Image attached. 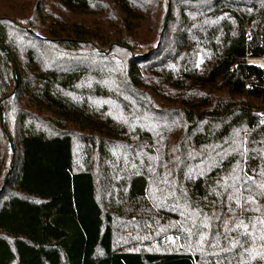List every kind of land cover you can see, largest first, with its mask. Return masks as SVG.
Returning <instances> with one entry per match:
<instances>
[{
	"label": "trees",
	"instance_id": "16d2710c",
	"mask_svg": "<svg viewBox=\"0 0 264 264\" xmlns=\"http://www.w3.org/2000/svg\"><path fill=\"white\" fill-rule=\"evenodd\" d=\"M0 45V264H264V0H0Z\"/></svg>",
	"mask_w": 264,
	"mask_h": 264
},
{
	"label": "water",
	"instance_id": "95a60500",
	"mask_svg": "<svg viewBox=\"0 0 264 264\" xmlns=\"http://www.w3.org/2000/svg\"><path fill=\"white\" fill-rule=\"evenodd\" d=\"M166 25H167V17H166V20H165V23H164V29H165ZM162 35L163 34H161V38H162ZM44 40H46V39H44ZM160 42H161V39L159 40V43ZM0 50L3 53V55L5 56L6 60L8 62H10V57H9L8 53L6 52V50L1 45H0ZM135 57H139V56L136 55ZM14 80H15V83H16L17 80H16L15 75H14ZM15 90H16V87L14 88V90L12 92V95H11L12 98L14 97ZM8 147H9V153L14 154V152H15V146H14L13 141L10 138H8ZM11 171H12V166L9 167L8 173L6 174V176L4 178L3 184H2V186L0 188V193L4 190L6 184L8 183V180H9Z\"/></svg>",
	"mask_w": 264,
	"mask_h": 264
},
{
	"label": "rangeland",
	"instance_id": "374dc122",
	"mask_svg": "<svg viewBox=\"0 0 264 264\" xmlns=\"http://www.w3.org/2000/svg\"><path fill=\"white\" fill-rule=\"evenodd\" d=\"M246 64L256 66L264 70V58L249 57V58H246ZM127 233H129V231H127Z\"/></svg>",
	"mask_w": 264,
	"mask_h": 264
}]
</instances>
